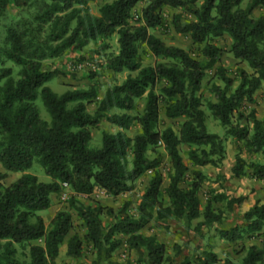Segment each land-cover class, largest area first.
Returning <instances> with one entry per match:
<instances>
[{"label":"trees","instance_id":"16d2710c","mask_svg":"<svg viewBox=\"0 0 264 264\" xmlns=\"http://www.w3.org/2000/svg\"><path fill=\"white\" fill-rule=\"evenodd\" d=\"M21 0H0V20L11 5ZM44 16L35 19L48 20L53 14H63L64 25L76 19V27L52 35L55 46L36 44L32 33L18 27L6 32L7 50L5 58L21 67L16 81L8 79L0 89V264H57L59 248L72 227L71 215L58 211L46 230L41 217L36 215L51 207V196L58 194L66 185L75 196H88L94 189L111 198H117L131 190L130 184L151 171L148 186L138 207V217L122 215L115 223L103 227L100 206H85L77 199H70V208L85 227L84 239L96 250L98 263L103 264H169L165 246L153 236H144L141 231L152 219L181 221L185 227L202 218L195 229L211 228L220 224L223 213L212 210L213 204L225 203L227 211L241 206L243 198H229L224 193L211 191L203 211L200 210L198 194L207 176L192 170L183 163L178 147L187 145L194 150L188 154L192 167L222 166L225 157L224 140L231 137L241 143L234 157L231 176H248L264 182V108L263 117L257 119L251 111L243 117L242 111L254 103V94L264 89V16L252 17V12L264 9V0H145L146 6L134 25H130L131 13L144 0H113L104 4L99 16L85 23L78 17L79 9L95 0H48ZM200 4L198 5V3ZM165 7L180 9L192 20H184L181 14L172 17L175 33L189 35L193 44L203 45L201 56L205 63L192 58L182 49L166 46L149 34L150 29L167 30L162 17ZM117 35L118 52L100 65L111 73L137 72L128 76L120 85L105 91L98 100L97 91L91 84L87 90H71L60 95L46 86L56 73L43 71L42 62L47 58L62 55L70 48L80 49L88 41L106 40ZM227 34L231 39L232 57L252 71L239 70L237 87L230 91L232 79L221 69V89L212 85L210 92L214 102L205 106L212 118L224 129V139L209 133L205 125L204 106L199 89L205 71L218 61L220 51L209 40ZM31 35V37H30ZM145 45L154 57L172 60L170 66L156 64L141 68L139 46ZM4 71L0 80L9 78ZM162 85L158 92L156 88ZM144 97L140 115L131 117L126 113L109 114L111 110L132 111L135 101ZM39 100L49 116V122L39 118L36 101ZM95 102L96 109L90 114L86 106ZM166 119H183L177 133L172 129H158L160 111ZM236 116V117H235ZM236 118V119H235ZM127 130L133 122L140 133L128 137L122 132L101 133L99 148H90L91 131L100 122ZM245 120V125L235 123ZM162 148L171 163L168 185L161 189L162 177L157 171V156L148 159V151L155 154ZM241 151L249 157L260 156L262 161H247ZM131 153V169H127V154ZM37 163L43 173L51 179L42 183L26 173ZM8 173L21 176L8 186L2 180ZM167 200L164 206L159 196ZM112 213L111 210H107ZM244 227L219 231L220 239L232 243L243 237L257 238L261 249L249 245L240 264H264V203L255 201L243 216ZM34 219V222H30ZM118 236L119 238H116ZM136 253V261L112 263L111 254L121 245ZM40 242L29 246V260L16 259V246ZM82 241L73 235L66 243V256L79 258ZM182 264H236L230 257L219 259L210 250L202 251Z\"/></svg>","mask_w":264,"mask_h":264},{"label":"rangeland","instance_id":"374dc122","mask_svg":"<svg viewBox=\"0 0 264 264\" xmlns=\"http://www.w3.org/2000/svg\"><path fill=\"white\" fill-rule=\"evenodd\" d=\"M113 0H95L89 2L84 7H76L79 9L78 17L85 23L92 17L99 16L100 8ZM248 0H245L240 7L245 8ZM146 1L140 2L132 11L130 25H134L137 19L141 15V10L146 6ZM200 2L198 3V5ZM49 5L48 0H21L18 5H11L6 11L5 16L0 20V75L4 71L10 72V77L0 80V89L4 86L8 79L13 82L18 80L21 67L9 62L5 58V51L7 50L6 43V32L11 27H18L20 29L28 30L29 34L32 33V37L35 39L36 44L46 43L50 46H55L58 42L52 41V35L59 34L61 30L66 29L67 35L76 27V19L71 20L67 26L63 23V14H53L51 18L44 20H37L35 17L44 16L47 6ZM176 14H181L184 20H192L193 18L180 9H173L165 7L162 9V17L167 30H161L159 28L150 29L149 34L161 40L166 46L176 47L187 52L192 58L205 63V59L201 56V49L203 45L193 44L189 35H180L174 32L171 22L172 17ZM259 15L264 16V9H257L252 12V17L257 18ZM30 35V37H31ZM209 43L217 47L220 51L217 63L210 69L205 71L203 80L200 85L199 94L203 100L204 106L202 110L205 113V125L209 133L217 134L224 139V129L220 124L214 120L207 110L205 103L207 101L214 102L213 95L210 92L211 86L216 85L221 89L224 88V83L220 80V73L218 69H221L227 78L232 79L233 83L230 91H233L238 83L239 70H244L248 73L252 71L244 63H240L235 60L230 53L231 39L227 34L222 37L213 38L209 40ZM118 52L117 35L114 34L106 40L88 41L87 44L80 48H70L66 50L62 55L55 58H47L42 62L43 71H49L56 73L46 86L49 87L52 92L60 95L66 91L71 90H87L91 84L94 85V89L97 91L98 100H100L105 91L113 86L120 85L128 77L136 76L137 72H121L118 74L111 73L100 67L107 59L116 55ZM139 58L141 68L152 67L156 64L172 65L174 62L169 59H163L154 57L145 45L139 46ZM159 85L156 88V92L159 91ZM38 106L39 118L42 121L49 122V116L43 108L39 100L36 101ZM144 106V97L135 101V108L132 111L122 112L118 110H111L109 114H122L126 113L131 117L140 115ZM264 108V89L261 88L254 94V103L247 105V108L242 111L243 117L248 116L251 111L255 112L257 119L263 117ZM96 109L95 102L86 106V111L92 114ZM236 117V116H235ZM236 119V118H235ZM183 119H166L163 114V109L160 111L158 120V129L164 130L166 128L172 129L177 133L180 124ZM235 123L243 126L245 120L237 121ZM122 132L128 137H134L140 133V127L137 123L133 122L129 129L121 130L116 126L107 123L105 120L101 121L96 129L91 131L90 148H99L101 145V133L107 132L109 134H115ZM241 147V143L235 142L231 137H227L224 140L225 157L223 166L228 169V164L234 161L235 155L238 153ZM194 150L193 147L187 145H180L178 147L179 155L183 163L188 167L186 176L190 175L193 167L190 165L188 160V154ZM148 159H153L157 156L159 159V166L157 171L162 177L161 189L168 185V175L171 172V163L167 154L162 148H158L154 153L148 151L146 153ZM241 157L247 161L261 162L260 156H247L245 152L241 151ZM131 153L127 154V169H131ZM209 170L208 174L211 176L207 177L206 181L202 183L201 189L198 194L200 210L203 211L206 205V199L210 195L211 191H219L217 193H225L224 184L226 178L221 176H214L213 168L206 167ZM0 172L3 173L0 168ZM34 175L39 182L49 183L51 179L47 177L42 168L37 164L33 163L30 169L26 172ZM21 176L20 173H8L2 180L4 186H8ZM151 176V171L146 172L138 180L130 184L131 190L117 198H111L100 193L96 190L88 196H75L69 188H63L58 194L51 196V207L43 212H38L36 215L42 218L46 230L50 228V222L58 211H66L71 215L72 227L66 235L63 244L59 248L58 257L56 259L57 264H95L98 263L96 250L93 249L92 245L89 244L85 239V227L82 222L78 219L76 213L70 208V199L74 197L80 203L85 206H100L102 207L103 214L101 216L103 227H107L112 223H115L121 218L122 215H129L131 217H138V207L142 201V197L146 191ZM240 192H243L245 188L237 187ZM164 206L167 205V200L160 195ZM212 210L216 213L221 211L223 213V220L220 224H216L211 228H201L200 231L195 229L197 223L202 218L196 219L190 223L189 226L185 227L181 221L171 219H158L155 211H151L152 219L150 223L141 231L144 236H153L157 242L162 243L165 246V251L170 259L169 264H182L185 259L194 257L205 250H216L222 255L227 254L236 264H240L241 259L244 256L246 248L249 243L259 244V239L253 238L248 240L243 237L232 243L223 241L220 239L219 231L231 230L234 228L242 229L244 223L240 219L242 215V208L238 210L227 211L225 203L213 204ZM107 210H111L112 213H108ZM30 222H34L31 219ZM203 233V234H202ZM205 233V235H204ZM73 235L78 236L82 241V249L79 258L73 259L66 256V243L67 240ZM116 238H119L116 236ZM199 239H204L203 244ZM121 245L111 254L108 261L112 263H123L125 261H136V253L127 249L124 239H121ZM40 242H31L24 246H16V259L21 262H27L29 260V246L38 245ZM100 264H103L100 261Z\"/></svg>","mask_w":264,"mask_h":264},{"label":"crops","instance_id":"0c3cea01","mask_svg":"<svg viewBox=\"0 0 264 264\" xmlns=\"http://www.w3.org/2000/svg\"><path fill=\"white\" fill-rule=\"evenodd\" d=\"M224 164H225V162H224ZM233 165H234V161H232V162H230V164H228V169H225V166H223V165L220 166L219 168H213V170H214L213 174L215 177L219 175L221 177L226 178L227 181L224 184V187H225V191H224L225 193L224 194L225 195H227L229 198H243L244 199L241 206H239L240 208H242V215H240V219H242L243 214L253 206L255 201H260V203H264V182L252 180L248 176H244V177H240V178L232 177L231 176V168ZM193 169L196 171L202 172L208 178L211 177L208 174L209 170L206 169V167H193ZM238 186H239V188L240 187L245 188L244 191L240 192L237 188ZM96 190H98V189H94L93 192H95ZM217 192H221V189H219V191H217ZM100 193H103V192L100 191ZM239 207L234 206L231 211L238 210ZM241 221H242V223H244L243 219ZM204 235H205V233H204ZM199 241L202 242V244H203L204 239H199ZM249 245H256L258 248L261 249L260 243L259 244L249 243ZM210 251L215 253L219 259H224L225 257H227V254L222 255L221 253H219L215 249L210 250Z\"/></svg>","mask_w":264,"mask_h":264},{"label":"built area","instance_id":"2783aa9c","mask_svg":"<svg viewBox=\"0 0 264 264\" xmlns=\"http://www.w3.org/2000/svg\"><path fill=\"white\" fill-rule=\"evenodd\" d=\"M64 188H67L66 185H63Z\"/></svg>","mask_w":264,"mask_h":264}]
</instances>
